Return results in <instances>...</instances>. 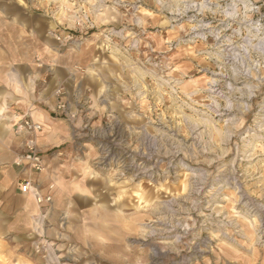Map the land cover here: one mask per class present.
I'll return each mask as SVG.
<instances>
[{"label":"rangeland","instance_id":"obj_1","mask_svg":"<svg viewBox=\"0 0 264 264\" xmlns=\"http://www.w3.org/2000/svg\"><path fill=\"white\" fill-rule=\"evenodd\" d=\"M21 1L95 83L53 88L60 217L0 264H264V0Z\"/></svg>","mask_w":264,"mask_h":264},{"label":"crops","instance_id":"obj_2","mask_svg":"<svg viewBox=\"0 0 264 264\" xmlns=\"http://www.w3.org/2000/svg\"><path fill=\"white\" fill-rule=\"evenodd\" d=\"M53 29L54 25L31 13L21 0H0V256L7 258L12 257L14 242L28 243L40 223L45 235L53 234L60 217L65 183L61 160L54 151L68 140L69 127L53 113L57 104L53 88L63 83L71 90L78 79L82 86L95 83L92 73H72L74 64L93 63L92 49H62ZM36 54L43 68L36 66ZM43 74L49 75L48 87L39 92L37 78ZM14 112L29 114L42 125L37 147L47 164L44 172L15 164L24 137L13 131L10 117ZM24 178L41 194H50L51 201L39 205L30 194L21 192L19 182Z\"/></svg>","mask_w":264,"mask_h":264},{"label":"built area","instance_id":"obj_3","mask_svg":"<svg viewBox=\"0 0 264 264\" xmlns=\"http://www.w3.org/2000/svg\"><path fill=\"white\" fill-rule=\"evenodd\" d=\"M58 112L67 117H72L73 113L68 110L66 103L60 101L56 104ZM12 128L15 134L22 135V153L15 159L16 165H26L32 171L41 173L47 168V164L43 153L37 147V134L42 130V125L32 119L29 114L14 112L11 115ZM52 185H50V188ZM21 192L28 193L39 205H43L51 201V195H43L40 193L36 185L29 179H21L19 182Z\"/></svg>","mask_w":264,"mask_h":264},{"label":"bare ground","instance_id":"obj_4","mask_svg":"<svg viewBox=\"0 0 264 264\" xmlns=\"http://www.w3.org/2000/svg\"><path fill=\"white\" fill-rule=\"evenodd\" d=\"M229 45V44H228ZM234 48V47H233Z\"/></svg>","mask_w":264,"mask_h":264}]
</instances>
